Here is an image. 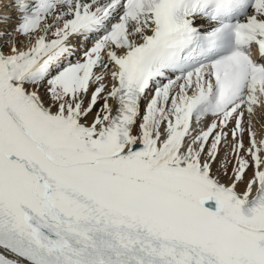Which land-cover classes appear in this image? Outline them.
I'll list each match as a JSON object with an SVG mask.
<instances>
[{
    "label": "snow or ice",
    "instance_id": "1",
    "mask_svg": "<svg viewBox=\"0 0 264 264\" xmlns=\"http://www.w3.org/2000/svg\"><path fill=\"white\" fill-rule=\"evenodd\" d=\"M0 264H264V0H0Z\"/></svg>",
    "mask_w": 264,
    "mask_h": 264
},
{
    "label": "bare ground",
    "instance_id": "2",
    "mask_svg": "<svg viewBox=\"0 0 264 264\" xmlns=\"http://www.w3.org/2000/svg\"><path fill=\"white\" fill-rule=\"evenodd\" d=\"M112 103H114V102H112Z\"/></svg>",
    "mask_w": 264,
    "mask_h": 264
}]
</instances>
